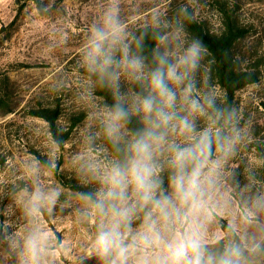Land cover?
<instances>
[{
	"label": "clouds",
	"instance_id": "clouds-1",
	"mask_svg": "<svg viewBox=\"0 0 264 264\" xmlns=\"http://www.w3.org/2000/svg\"><path fill=\"white\" fill-rule=\"evenodd\" d=\"M205 8L99 0L71 78L59 10L32 0L65 111L0 183V264H56L61 237L42 221L65 216L88 238L73 264H264V151L245 159L253 121L187 31Z\"/></svg>",
	"mask_w": 264,
	"mask_h": 264
},
{
	"label": "rangeland",
	"instance_id": "rangeland-1",
	"mask_svg": "<svg viewBox=\"0 0 264 264\" xmlns=\"http://www.w3.org/2000/svg\"><path fill=\"white\" fill-rule=\"evenodd\" d=\"M213 1L202 0L206 4L202 17H207L212 26L217 27L219 18ZM53 2L69 40V45L55 55L67 68L68 76L74 78L75 50L99 0ZM238 19L249 33L236 45L235 56L243 67L252 66L264 57V0L242 1ZM48 42L49 22L35 15L32 0H0V76L9 78L8 108L12 109L8 113V108L0 106V183L20 161L31 153L40 154L45 147L47 125L40 118L29 115L27 104L34 105L52 94L48 81L53 73L49 69L55 66L56 60ZM57 99L63 111L62 123L65 106L59 96ZM234 101L253 121L256 141L245 153V159L250 162L252 153L264 151V78L239 90ZM73 123H78V119ZM42 226L61 237V252L55 257L56 264H73V253H78L88 239L84 230L70 216L61 221H42Z\"/></svg>",
	"mask_w": 264,
	"mask_h": 264
},
{
	"label": "trees",
	"instance_id": "trees-1",
	"mask_svg": "<svg viewBox=\"0 0 264 264\" xmlns=\"http://www.w3.org/2000/svg\"><path fill=\"white\" fill-rule=\"evenodd\" d=\"M242 1L245 0L213 1L219 18L217 27H213L207 17H202L187 26L190 36L201 39L212 54L210 59L215 60L212 70L213 79L218 83V87L227 90L230 101H234L236 93L249 86V83L256 84L264 78V57H260L252 66L243 67L235 56L236 45L249 33L238 19ZM8 83L7 76H0V106L2 108L9 106L11 91ZM27 106L30 108L29 115L40 118L47 127L48 122L61 124L63 111L55 94H48L34 105L28 102ZM7 110L8 113L12 112V109Z\"/></svg>",
	"mask_w": 264,
	"mask_h": 264
}]
</instances>
